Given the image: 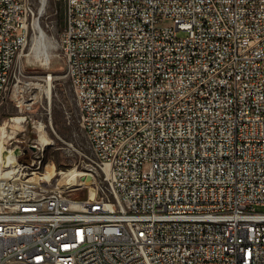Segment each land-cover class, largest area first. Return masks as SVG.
Wrapping results in <instances>:
<instances>
[{
    "label": "built area",
    "instance_id": "2783aa9c",
    "mask_svg": "<svg viewBox=\"0 0 264 264\" xmlns=\"http://www.w3.org/2000/svg\"><path fill=\"white\" fill-rule=\"evenodd\" d=\"M60 1L93 191L0 162V264H264V0ZM35 19L0 0V107Z\"/></svg>",
    "mask_w": 264,
    "mask_h": 264
},
{
    "label": "rangeland",
    "instance_id": "374dc122",
    "mask_svg": "<svg viewBox=\"0 0 264 264\" xmlns=\"http://www.w3.org/2000/svg\"><path fill=\"white\" fill-rule=\"evenodd\" d=\"M31 1L36 10L37 24L34 25L30 44L21 58L24 72L20 64L16 66L17 73H21L18 91L15 93L11 89L0 107V127L7 128L6 135H12L11 131L17 135L15 143L5 149H16L17 142L22 140L28 141L29 145L33 142L39 143L45 131L50 145L28 151L18 161L29 166L34 164L32 169L26 171V178L34 179L30 183L40 181L43 187L57 188L58 181L67 180L66 174H90L86 157L92 159V152L79 122V107L71 82L66 77L65 54L59 42L64 28V4L60 0ZM178 34L180 37L186 36L183 32ZM40 37L49 45L43 51L41 49V52H37L35 43ZM29 83L36 86L28 88L26 84ZM28 99L35 100L31 110H26L25 107ZM23 115L29 117L28 125L20 127L10 122L11 118L16 119ZM33 125L37 128H33ZM52 169L55 177L48 182L42 179ZM78 179L75 189L82 190L75 192L74 197L89 195L93 191L94 178L89 185L81 184L80 178ZM258 209L264 211V207Z\"/></svg>",
    "mask_w": 264,
    "mask_h": 264
},
{
    "label": "bare ground",
    "instance_id": "6f19581e",
    "mask_svg": "<svg viewBox=\"0 0 264 264\" xmlns=\"http://www.w3.org/2000/svg\"><path fill=\"white\" fill-rule=\"evenodd\" d=\"M35 44H36L35 45V51H37V52H41V49L43 51V48H45L47 45H49L48 43L45 44V42L41 38H39V40H37ZM22 56H23V53H21V55L18 58V64H20V66L22 68V71L24 72V69H23V66H22V63H21ZM26 86L28 88H33L36 85L32 84V83H29V84H26ZM15 121H19V119H15ZM39 127L42 129L43 128L42 124H40ZM6 129L7 128L5 126L4 127H0V137H1V140H0L1 141V144H0V162L4 164V167H7L8 174H11V173H18L19 174L20 171L22 170V168H21L22 166H21V164L18 161V155L20 153V148L17 147L16 149L15 148L14 149H5V148H7L6 145H5V140H4V138L6 137V134H7L6 133ZM39 143L43 147L50 145L51 142H50L49 138L47 137L45 131L41 135V137L39 139ZM26 175L27 174H25V176ZM66 175H67V180L66 181H58L59 184H57V188L56 189H60V190H77V189H75V186L77 184L76 183L77 180H79L78 178H80L81 184L84 183L86 185L91 184V181H92V178H93V177H91L92 175L87 173V172L86 173H70V174H66ZM54 177H55V171L52 169L50 171V173L46 174V176H44L42 179H44L45 181L48 182ZM33 180L34 179H31V180L28 179L27 181L30 183ZM92 183H94V182H92ZM31 184L33 186H41V182L40 181L31 183Z\"/></svg>",
    "mask_w": 264,
    "mask_h": 264
}]
</instances>
